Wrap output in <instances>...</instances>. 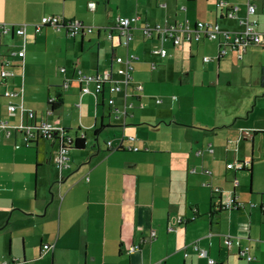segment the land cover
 Returning a JSON list of instances; mask_svg holds the SVG:
<instances>
[{"label":"crops","instance_id":"obj_1","mask_svg":"<svg viewBox=\"0 0 264 264\" xmlns=\"http://www.w3.org/2000/svg\"><path fill=\"white\" fill-rule=\"evenodd\" d=\"M156 2L170 6L168 0H0V26L27 24L25 35L0 37L5 52L25 49L24 57H13L14 75L0 73V120L12 127L0 138V264H209V258L264 264V188L256 185L264 165L256 141L264 132V0H254L263 41L224 56L220 40L175 46L156 33L146 36L144 28L203 21L241 32L248 0H176L175 16L167 12L164 22ZM45 16L80 21L92 31L37 30ZM119 16L137 17L129 46L116 27ZM131 51L138 59L129 85L116 74V57ZM109 69L119 92L106 84L96 94L94 82L83 92L80 72ZM8 90L19 95L6 96ZM85 97L92 101L86 113ZM44 123L73 139L69 167L56 164L62 139L39 135L27 143L14 129L37 131ZM105 127L109 141L101 140ZM232 198L245 206L226 207ZM45 244L53 249L43 251Z\"/></svg>","mask_w":264,"mask_h":264},{"label":"built area","instance_id":"obj_2","mask_svg":"<svg viewBox=\"0 0 264 264\" xmlns=\"http://www.w3.org/2000/svg\"><path fill=\"white\" fill-rule=\"evenodd\" d=\"M218 6H227L228 4L224 1H221L217 4ZM247 16L245 19V29L241 32H231L229 30H224L221 28V26L218 23H211V22H197L194 25L186 24V23H175V24H157L153 27L147 26V28H144V32L146 36H151L154 33L158 34V36L162 40H168L170 39L175 46H181L186 41H200L202 39H209V40H220L221 48L219 51V56H224L227 54L228 49L230 48H236L238 51L242 52L245 51L250 44L254 43H261L263 41L262 34L256 29V26L258 25V20L255 18V15L257 13V5L255 4L254 0H248L247 2ZM96 7L95 2L89 3V8L91 10H94ZM239 9L238 5L232 6L228 12V15H234V13ZM137 20V17L133 18H125L120 17L118 20L117 28L119 29L120 33L124 36V44L126 46H129L130 40L132 39V33L131 28L132 24L135 23ZM53 26L58 29H61L62 27H65L66 30L71 35H76L80 32L84 31H92V28H87L83 25L82 22L76 21V20H65L63 16H45L42 18L41 22L38 24H35V27L37 30H40L42 26ZM0 37L3 36V34L7 33H14L16 32L18 35H25L27 24H21V25H14V24H3L0 26ZM162 55L166 54V49L162 48L159 50ZM14 56H25V49H20L17 51L8 50L7 52L3 51L2 49V41L0 38V66H1V75L3 77H9L14 75L15 73L10 70V67L13 64V57ZM138 59V56H136L134 53H129L125 58L123 57H116V62L121 64L116 69V74L119 76H122L124 82L126 84H131V71L134 69L133 64ZM211 58L205 57V61H209ZM62 71H64V68H62ZM80 80L84 82L83 86V92L87 93L90 92L89 84L94 82L95 83V93H101L104 91V88L106 84H109V90L111 93H116L121 90V86L119 82L116 80V78L113 75V70L109 69L106 70L104 73L100 74L97 73L95 75L91 74H84L80 72ZM115 78V79H114ZM136 88L142 89V85H135ZM6 96H15L19 95L18 92H12V91H6ZM114 99L109 98V104H114ZM17 109V106L12 102L9 105V113L13 115ZM30 115H33V112H30ZM11 125L9 120L2 119L0 120V138L3 137V133H7V135L11 134ZM38 128V127H36ZM14 129L22 132L24 134L25 142L29 143L31 140L36 138L37 136L41 135L42 137L46 139H52L56 136H59L61 140V146L59 151L57 152L56 157V164L62 169L69 167V163L71 161L70 151L72 144H75L72 141V138L67 136L66 133L60 132L63 130H57L52 125L44 123L42 127L38 128L37 131L34 130V128L26 125V126H14ZM111 146V143L109 144ZM135 150H138V148H135ZM239 169L246 168V165L244 162L238 163ZM263 209H264V204ZM245 203L242 201H237L236 199L232 198L227 203L228 208H241L244 207ZM227 237V236H226ZM43 251L47 252L51 249H53V246L50 244H45L43 246ZM200 256L202 257H208V251L206 249H201L198 246L195 247ZM244 253V252H243ZM249 260L252 259V257L247 256ZM216 261L212 258H209V264H215ZM160 264V263H159Z\"/></svg>","mask_w":264,"mask_h":264},{"label":"rangeland","instance_id":"obj_3","mask_svg":"<svg viewBox=\"0 0 264 264\" xmlns=\"http://www.w3.org/2000/svg\"><path fill=\"white\" fill-rule=\"evenodd\" d=\"M169 1V3H170V6H169V8H165V9H162V8H160V5H162V3L161 2H156L157 4H155L154 6L156 7V8H159L160 10H162L163 12H166V15L164 14V15H162V16H164V18H162L161 17V19H158L159 21H161V22H164L165 21V18L166 17H168V14H167V12H169L170 13V15H172V16H175V9H177L178 8V6H176V0H168ZM120 17H127V16H119L118 17V19L120 18ZM133 17V16H132ZM132 17H127V18H132ZM170 22H174V21H170ZM117 31V30H116ZM117 33H118V31H117ZM133 50V49H132ZM132 53H134L133 51H131ZM155 63H157V62H155ZM159 97H161V95L159 96ZM79 100V99H78ZM91 105H92V101L88 98V97H85L84 99H83V111L86 113V111L87 110H90L91 109ZM263 107V109H264V106H262ZM78 109V113H79V108H77ZM113 117H112V120L114 121V120H116V119H114V118H116V116H120V114L119 113H115V114H113L112 115ZM107 119V122L109 121V118L107 117L106 118ZM122 121V120H121ZM109 128H111V127H105L103 130H102V135H101V140H103L104 139V137L106 136V141H109V139H110V136L107 134L106 135V133H107V129H109ZM257 142H258V147H262L263 149H264V132L263 133H257V140H256ZM259 153L257 154V162L258 161H261V159H259ZM248 158H246L245 160H243V161H245L247 164H248V166H250L249 164L251 163V158L249 157V156H247ZM241 159V158H240ZM242 159H244V158H242ZM235 160H234V162H231L230 164H229V168L230 169H233V168H235ZM35 170H36V168H35ZM31 177H32V179L34 180L35 179V171L34 172H32L31 173ZM239 181V180H238ZM49 181L47 180V179H41L40 180V183H42V184H44V186H46V184L48 183ZM256 182H257V186L258 187H261V189L262 188H264V165L263 166H260L259 167V169H258V175H257V178H256ZM66 183V182H65ZM238 185H239V182H238ZM237 185V186H238ZM53 192H55L56 191V189H54V190H52ZM10 217V216H9ZM9 221V220H8ZM16 231H17V228H16V230H15V232H14V234H17L16 233ZM1 241H2V247H5V246H8V244H9V240L6 242L5 241V239L2 237L1 238ZM7 249H8V247H7ZM0 263H4V262H0Z\"/></svg>","mask_w":264,"mask_h":264},{"label":"trees","instance_id":"obj_4","mask_svg":"<svg viewBox=\"0 0 264 264\" xmlns=\"http://www.w3.org/2000/svg\"><path fill=\"white\" fill-rule=\"evenodd\" d=\"M257 14V13H256ZM256 18V17H255ZM54 108H55V105H54ZM65 131L66 130H64V131H60V132H64L65 133ZM55 138H60L59 136H56V137H54V138H52V139H55ZM61 139V138H60ZM32 141V140H31ZM30 141V142H31ZM76 143H77V146H82L83 144H84V140L82 139V138H79V139H77V141H76ZM111 147V146H110ZM118 149H124L122 146H120L119 145V147H117Z\"/></svg>","mask_w":264,"mask_h":264},{"label":"flooded vegetation","instance_id":"obj_5","mask_svg":"<svg viewBox=\"0 0 264 264\" xmlns=\"http://www.w3.org/2000/svg\"><path fill=\"white\" fill-rule=\"evenodd\" d=\"M72 141H73V139H72Z\"/></svg>","mask_w":264,"mask_h":264},{"label":"water","instance_id":"obj_6","mask_svg":"<svg viewBox=\"0 0 264 264\" xmlns=\"http://www.w3.org/2000/svg\"><path fill=\"white\" fill-rule=\"evenodd\" d=\"M62 180H63V178H62Z\"/></svg>","mask_w":264,"mask_h":264}]
</instances>
